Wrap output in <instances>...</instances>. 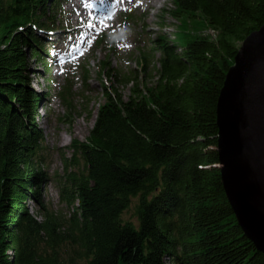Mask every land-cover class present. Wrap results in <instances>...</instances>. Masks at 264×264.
I'll return each mask as SVG.
<instances>
[{"label": "trees", "instance_id": "trees-1", "mask_svg": "<svg viewBox=\"0 0 264 264\" xmlns=\"http://www.w3.org/2000/svg\"><path fill=\"white\" fill-rule=\"evenodd\" d=\"M172 2L170 14L190 32L178 41L166 33L140 40L142 85L135 70L98 63L109 80L104 103L86 139L72 141L57 181L66 218L42 196L52 179L36 122L43 97L29 63L43 58L48 33L59 30L60 6L0 0V264H264L224 192L216 114L242 42L264 24V0ZM71 90L60 93L70 111Z\"/></svg>", "mask_w": 264, "mask_h": 264}, {"label": "rangeland", "instance_id": "rangeland-1", "mask_svg": "<svg viewBox=\"0 0 264 264\" xmlns=\"http://www.w3.org/2000/svg\"><path fill=\"white\" fill-rule=\"evenodd\" d=\"M96 1L101 8L100 12L94 11L98 18L82 30L74 24L76 15L72 16L70 12V1L58 0L59 30L48 33L51 38L46 43L43 58L36 60L32 56L29 60L34 72L32 88L43 97L36 122L43 136L41 152L45 161L44 169L52 179L44 185L42 196L46 206L66 218L71 211L58 200L57 181L65 173L63 158L69 159L72 156V141L86 139L98 109L104 103L102 85L109 84V80L107 75L99 74L98 63L106 60L112 68L124 74L135 70L140 73L138 82L142 85L144 75L137 61L138 45L141 42L137 41L147 39L149 34L156 36L161 33L178 41L177 36H186L190 32L187 25H182L170 14V9L174 7L172 0ZM129 15L133 20L125 19ZM37 33L46 41L42 32ZM102 36L104 43L96 46ZM146 50L149 52V48ZM158 57V54H154L149 60L148 73L152 76H155L154 67L157 66ZM85 68L89 71L88 88L84 81ZM71 85L68 99L73 100L72 111L60 95L66 86ZM130 86H120L125 97L130 93ZM27 205L30 212L36 214L38 205L32 200Z\"/></svg>", "mask_w": 264, "mask_h": 264}, {"label": "water", "instance_id": "water-1", "mask_svg": "<svg viewBox=\"0 0 264 264\" xmlns=\"http://www.w3.org/2000/svg\"><path fill=\"white\" fill-rule=\"evenodd\" d=\"M216 114L224 192L245 236L264 254V24L242 42Z\"/></svg>", "mask_w": 264, "mask_h": 264}, {"label": "bare ground", "instance_id": "bare-ground-1", "mask_svg": "<svg viewBox=\"0 0 264 264\" xmlns=\"http://www.w3.org/2000/svg\"><path fill=\"white\" fill-rule=\"evenodd\" d=\"M70 1V12L76 15L73 21L78 29L85 30L87 28V24L94 23L95 19H97L98 15L94 11L100 12L101 8L97 5L96 0H69ZM109 1V0H105ZM107 3V2H106ZM112 1V5H113ZM102 19V17H101ZM210 34L214 35L213 31H209ZM75 49H79L75 47Z\"/></svg>", "mask_w": 264, "mask_h": 264}]
</instances>
